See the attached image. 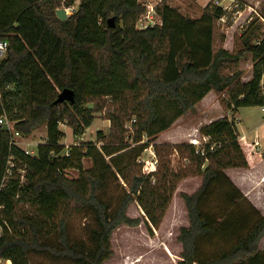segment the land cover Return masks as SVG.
<instances>
[{
    "label": "trees",
    "instance_id": "1",
    "mask_svg": "<svg viewBox=\"0 0 264 264\" xmlns=\"http://www.w3.org/2000/svg\"><path fill=\"white\" fill-rule=\"evenodd\" d=\"M58 7L60 0H0V39L8 42L0 60V117L24 137L39 126L46 129L32 156L10 144L12 134L0 125V221L11 227L0 236V258L13 264H30L29 254L66 264H103L113 254L112 232L140 223L126 214L128 204L135 200L157 227L185 175L169 172L164 163L154 183L142 174L137 159L148 145L143 137L168 129L211 91L225 94L231 111L264 107V34L255 30L253 43L251 31L237 53L215 49V24L225 16L221 6L209 4L199 18H191L160 0L155 7L160 23L143 29L135 27L145 12L138 0H80L63 21L55 15ZM109 17L114 28L107 25ZM245 52L253 60L250 77L243 81L240 72L224 74ZM64 88L73 91V101L55 103ZM103 97L115 104L107 116L108 134L96 133L103 144L97 148L89 142L84 152L72 145L65 152L61 124L82 135L94 119L89 104ZM130 120L131 144L125 140ZM235 129L226 116L202 125L200 134L216 144L203 156L189 144L172 146L186 152L201 178L194 192L179 194L188 225L179 228L178 264H264V249H258L264 215L224 172L248 168ZM80 157H89L91 167L68 177L66 170ZM8 168L14 174L21 169L24 181L7 178ZM113 175L127 185L115 205L104 199ZM76 214L93 222L87 240L70 233Z\"/></svg>",
    "mask_w": 264,
    "mask_h": 264
},
{
    "label": "rangeland",
    "instance_id": "2",
    "mask_svg": "<svg viewBox=\"0 0 264 264\" xmlns=\"http://www.w3.org/2000/svg\"><path fill=\"white\" fill-rule=\"evenodd\" d=\"M65 1L66 0H60V7L58 8H63L62 5ZM79 1L80 0H75L71 10H75ZM165 1L169 6L178 9L182 15L191 18H199L209 4L221 6L225 10V16L215 24V49L219 46H223L227 51L237 53L242 50V40H244L246 35L250 34L251 31L254 32V37L251 38V42L253 43H255V30L258 36L264 34V0ZM138 2L145 9L141 17L146 15L150 8H153L150 12L153 16L152 20L155 24H159L160 17L156 14L155 7L160 3V0H138ZM118 23L121 25L120 21ZM135 27L143 29L145 27V20H138L135 23ZM252 65L253 60L251 54L245 52L237 63L230 64L223 70V73L240 72V79L244 81L251 75ZM261 83L264 84V77ZM207 99L206 102H211L215 99L213 102L214 105L211 108L205 107L203 109L201 106L196 105L193 109L179 117L168 128L172 130L171 139L159 137V133L154 137L142 138L141 142L146 145L148 144L147 148H151L154 151V146H158L159 154H156L154 151L158 159L157 169L158 166L161 165L160 167L162 168L165 164L166 168L170 170L169 172H177L185 175L177 180L175 189L172 192L171 198L157 227L152 226L148 222L143 210L135 200L128 204L126 214L131 218H139L140 223L136 226L120 225L112 232L110 242L113 254L103 264H178L181 252V245L177 241L179 228L188 225L184 202L179 194L181 192L191 193L195 191L198 186L196 180L201 182V178L193 173L192 170L194 165L186 158V152H178L172 148V146L175 144H189L193 146L194 142L199 140L201 136L199 128L206 123V120L212 117L216 119V117L221 116L220 114H225L226 117L234 123L235 128H237L235 130L238 134H248L253 131L255 127H257L259 133L264 132V111L261 110L260 106L239 107L235 118V113L225 107V94H217L212 91V95L208 96ZM89 106L93 107L95 110L94 119L82 135H72L67 124H61L60 127L65 133L61 141L62 145H64L65 152H68V147L72 145L81 146L80 149L84 152L89 142L94 143L97 148H100L103 144L104 141H97L96 133L97 131H101L105 135L108 134L109 121L107 120V116L113 110L115 104H113L109 98L103 97L94 100ZM228 111L230 113L229 115ZM237 119L239 123L236 127L235 122ZM130 123L131 120L125 123V128L127 129L125 140L126 143L129 144L132 143ZM180 128H182V131ZM45 135V126H39L27 137H24L20 133V137H15L14 141L18 147L29 151L30 155L34 156L37 154V145L45 141ZM167 135L169 136V134ZM253 135L254 134H252L250 139H253ZM263 141L264 138L262 142ZM239 143L246 156L251 152V156H248L249 159L247 161L249 170L247 171L241 168L231 169L228 173L233 179L243 184L241 185L242 189L248 191L249 197L255 198V194H259L257 198L260 196L261 199H258V205H254V207L260 214H264V192L261 191L264 188V161L261 160L264 157V147L258 150L259 146L252 148L249 143H245L243 140L240 141V139ZM163 144H168L169 146L160 147ZM255 149L260 154V156L258 154V160L255 159ZM148 154V151L144 149L141 156L146 159ZM106 161H108V158H106ZM8 164L11 167L13 166L11 159ZM91 165L92 162L89 157H80L76 160L75 168L66 170V174L71 178L78 177L79 170L82 171L90 168ZM137 167L141 169V164L139 163ZM10 172V174L6 175L7 178L19 176L21 183L24 181V172L21 169H17L15 174L12 171ZM158 173V175H160L161 170L158 171ZM125 189L127 190V185L121 177L113 175L108 179V187L105 191L104 199L111 202L112 205H115L118 203ZM18 205L23 204L19 203ZM24 207H27V205L24 204ZM92 225L93 222L90 218L83 214H76L70 220L69 230L72 236L87 240ZM258 249H264V234L258 242ZM29 261L30 264H66L61 260H50L49 258L35 254H29Z\"/></svg>",
    "mask_w": 264,
    "mask_h": 264
},
{
    "label": "built area",
    "instance_id": "3",
    "mask_svg": "<svg viewBox=\"0 0 264 264\" xmlns=\"http://www.w3.org/2000/svg\"><path fill=\"white\" fill-rule=\"evenodd\" d=\"M66 13L68 14V16L70 14H72V12L74 11L71 10V7L65 8ZM153 10V8H150V10L147 11L146 15L140 17L138 20L142 21L145 20V27L148 25H154L155 22L152 20L153 16L150 14V12ZM144 27V28H145ZM7 47H8V42L6 40H2L0 39V60L3 59L6 55L7 52ZM0 125L5 126L6 129L8 130V132L10 134H12L11 140H10V144L12 145H16L14 141L15 137H20V134L16 131H14L13 127H12V122L8 121L7 118L2 115L0 117ZM194 146V150L195 153L203 156L205 154V150L208 149L210 151L214 150L216 144L214 142H211L210 137L208 135H201L200 139L197 140L196 142H194L193 144ZM25 154H29L30 152L22 149ZM138 163L141 164V171L143 174L145 175H150V180L152 183H154V174L157 170V165H158V159L156 154L154 153L153 150H150L149 156L144 159L141 155L138 157ZM9 162V161H8ZM8 164V163H7ZM9 166V164H8ZM11 166H9L10 168ZM6 170V174H10V169ZM0 188H2V185L0 186ZM2 208V206L0 205V209ZM9 232H11V227L9 226V224L5 221V220H1L0 221V236L4 235V234H8ZM0 264H13L11 259L9 258H0Z\"/></svg>",
    "mask_w": 264,
    "mask_h": 264
},
{
    "label": "crops",
    "instance_id": "4",
    "mask_svg": "<svg viewBox=\"0 0 264 264\" xmlns=\"http://www.w3.org/2000/svg\"><path fill=\"white\" fill-rule=\"evenodd\" d=\"M68 15V14H67ZM250 76H248L247 77V79L249 78ZM210 95H212V91L211 92H209V93H207L204 97H203V99H201V101L197 104V105H199V106H201L203 109L205 108V107H207V108H211L214 104H213V102H214V100H212L211 102L209 101H207L206 102V99H207V97L208 96H210ZM208 100V99H207ZM264 107H261V110L262 111H264V109H263ZM231 112H234L235 114H234V117L236 118V112H237V109L236 110H234V111H231ZM230 113H229V111H228V115H229ZM221 116H219V117H216V118H220V117H223V116H226L225 114H220ZM215 118L214 117H212V118H210L209 120H206V123L205 124H208L210 121H212V120H214ZM238 119H237V121L235 122V124H236V127H237V125H238ZM204 124V125H205ZM237 129V128H236ZM180 130L182 131V128H180ZM171 131L172 130H170V129H166V130H164V131H162V132H160L159 133V137H162V138H166V139H171L172 138V133H171ZM239 132V131H238ZM167 134H169V136L167 135ZM252 134H254L253 135V139H250L251 138V136H252ZM237 135H238V139H240V141H244L245 143H249V145L252 147V148H254V147H258L259 146V148H258V150L259 149H262L263 147H264V141L262 142V140H263V138H264V132H261V133H259V131H258V129H257V127H255V129L253 130V131H251L250 133H248V134H246V133H244V134H241V133H237ZM200 139V138H199ZM253 143H254V146H253ZM261 145V146H260ZM145 150H147L148 151V153H150V150H152L151 148H146ZM258 154H259V152L258 151H256V149H255V159L256 160H258L259 158H258ZM148 156H149V154H148ZM248 156H251V152L250 153H248ZM248 156H246V159H247V161H248ZM259 156H260V154H259ZM261 156H262V154H261ZM264 156V155H263ZM262 161H264V157H263V159H261ZM231 169H240V168H227V169H225L224 170V172H225V174L230 178V180L240 189V191L243 193V195L249 200V202L254 206H257L258 205V202H259V200L258 199H261L260 198V196H259V198H257V196L259 195V194H255V198H251V196L249 197L248 196V191L247 190H243L242 189V186L241 185H243L241 182H239V181H237V180H235V179H233V177H231L230 175H229V173H228V171L229 170H231ZM241 169H244V168H241ZM244 170H249L248 168H245ZM190 178V177H189ZM189 178H187V179H189ZM198 182V183H197ZM196 184L199 186V184H200V181H198V180H196ZM198 186L196 187V189L198 188ZM261 191H263L264 192V188H263V190H261ZM194 192V191H193ZM187 193H190V192H187ZM192 193V192H191ZM262 215H264V214H262Z\"/></svg>",
    "mask_w": 264,
    "mask_h": 264
},
{
    "label": "water",
    "instance_id": "5",
    "mask_svg": "<svg viewBox=\"0 0 264 264\" xmlns=\"http://www.w3.org/2000/svg\"><path fill=\"white\" fill-rule=\"evenodd\" d=\"M55 15L57 18H59L62 21L68 18L65 8L56 9ZM107 25L109 28L115 27L114 17H109L107 19ZM72 101H73V91L64 88L58 93L55 103L72 102Z\"/></svg>",
    "mask_w": 264,
    "mask_h": 264
}]
</instances>
